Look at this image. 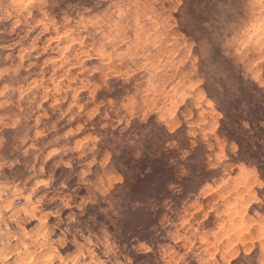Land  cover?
<instances>
[{
  "label": "rangeland",
  "instance_id": "obj_1",
  "mask_svg": "<svg viewBox=\"0 0 264 264\" xmlns=\"http://www.w3.org/2000/svg\"><path fill=\"white\" fill-rule=\"evenodd\" d=\"M0 264H264V0H0Z\"/></svg>",
  "mask_w": 264,
  "mask_h": 264
},
{
  "label": "trees",
  "instance_id": "obj_2",
  "mask_svg": "<svg viewBox=\"0 0 264 264\" xmlns=\"http://www.w3.org/2000/svg\"><path fill=\"white\" fill-rule=\"evenodd\" d=\"M228 138L230 139V138H233V137L231 135H229ZM234 139H236V138H234ZM236 141L238 142L239 145H241V143L239 142V139L238 140L236 139Z\"/></svg>",
  "mask_w": 264,
  "mask_h": 264
}]
</instances>
